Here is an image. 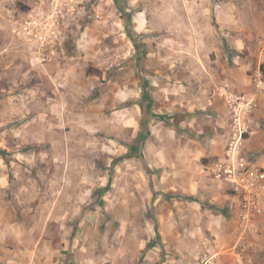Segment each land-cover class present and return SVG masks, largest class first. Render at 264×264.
I'll return each mask as SVG.
<instances>
[{"label":"rangeland","instance_id":"1","mask_svg":"<svg viewBox=\"0 0 264 264\" xmlns=\"http://www.w3.org/2000/svg\"><path fill=\"white\" fill-rule=\"evenodd\" d=\"M262 66L264 0H0V264H247L202 213Z\"/></svg>","mask_w":264,"mask_h":264},{"label":"built area","instance_id":"2","mask_svg":"<svg viewBox=\"0 0 264 264\" xmlns=\"http://www.w3.org/2000/svg\"><path fill=\"white\" fill-rule=\"evenodd\" d=\"M56 24L57 20L53 26ZM24 29L27 39L34 42H42L49 35L43 22L35 18L28 20ZM255 90L256 93L241 96L224 90L225 101L230 105L233 114L234 140L237 141L230 144L225 158L215 162L211 167L215 179L225 183L239 196L241 201L239 219L242 229L248 232L255 230L256 219L263 210L264 168L254 165L252 158L242 155L237 148L244 134L251 133L247 119L249 120L258 106L259 95L264 94V77L260 71L255 79Z\"/></svg>","mask_w":264,"mask_h":264},{"label":"crops","instance_id":"3","mask_svg":"<svg viewBox=\"0 0 264 264\" xmlns=\"http://www.w3.org/2000/svg\"><path fill=\"white\" fill-rule=\"evenodd\" d=\"M216 103H217L216 104L217 107L215 109L216 110L218 109L220 113L219 117L224 118V120L227 119V117L229 118L228 110L223 105H220L219 102H216ZM261 117L264 120V112H262V109L258 110L252 119L251 133L248 135V137H246V139H242L241 142L246 150L244 153L246 154L250 153V154H247V156H250L252 158V163L260 168H264V129L262 128V125L260 124V121H262ZM228 133H230L229 130L226 134L220 135V136H217L211 139L217 143L222 144V146H220L221 147L220 151L218 150L219 152L225 153L224 142H226L227 140ZM220 137L223 142L220 141ZM210 150L213 151V149H210ZM219 183L218 184L220 186L224 187V190H223L225 192L223 193L224 195L221 197H218L216 193L211 197L208 196L210 203H213V204L218 203L219 206L217 204H215L217 205L216 207L206 206L202 215H205V214L207 215V218H208L207 222L209 224L220 223L229 238L235 237L237 239V244L233 246L230 250L228 251L225 250V252L223 253H227V254L230 253L231 254L230 256L232 258L236 257L239 262H241V260H245L247 264H264V206H263V210L261 214L256 219L255 227H254L255 230L249 231V232L244 231L238 225L235 228V232H233V234H230V232L227 229L228 225H230L229 223L231 222V219L229 217L230 210L228 209H230L233 206L232 202L239 199V196L235 193H232L229 195L225 191V187H228V186L221 181ZM217 199L219 200L218 202H216ZM198 204L200 206H203V204H200V203ZM227 206H229L230 208H228ZM223 228L222 230L220 229L219 231L216 230V233L222 234L224 232ZM210 241H213V239ZM240 241H242L241 251H238L236 253L235 249L237 245L240 243ZM210 247L212 248V246ZM218 254L220 255V252ZM242 263L244 264V262Z\"/></svg>","mask_w":264,"mask_h":264},{"label":"trees","instance_id":"4","mask_svg":"<svg viewBox=\"0 0 264 264\" xmlns=\"http://www.w3.org/2000/svg\"><path fill=\"white\" fill-rule=\"evenodd\" d=\"M261 69L264 70V66H262Z\"/></svg>","mask_w":264,"mask_h":264}]
</instances>
